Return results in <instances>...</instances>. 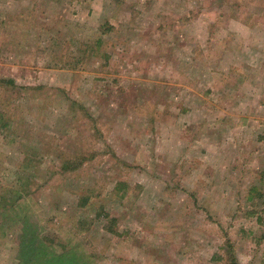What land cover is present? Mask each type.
<instances>
[{
  "label": "rangeland",
  "instance_id": "374dc122",
  "mask_svg": "<svg viewBox=\"0 0 264 264\" xmlns=\"http://www.w3.org/2000/svg\"><path fill=\"white\" fill-rule=\"evenodd\" d=\"M261 194L264 0H0V264H264Z\"/></svg>",
  "mask_w": 264,
  "mask_h": 264
},
{
  "label": "trees",
  "instance_id": "16d2710c",
  "mask_svg": "<svg viewBox=\"0 0 264 264\" xmlns=\"http://www.w3.org/2000/svg\"><path fill=\"white\" fill-rule=\"evenodd\" d=\"M8 83H10V81ZM11 84L14 85V82L11 81ZM260 197H261L260 199L262 200V203H263L262 208L264 209V195L261 194ZM19 218H21V225L24 226L23 229H25V228L29 229L28 234L34 232V236L37 237L38 234L40 235L39 231L37 229H35V225L33 224V222H35L33 216H30V214H26V216L19 217ZM22 234H23V237H21V244H22L23 249L21 248V254L20 255L22 257H21L20 262H19L20 264H81L80 258L81 257L83 258V254L82 255L79 254V256L76 255V258H73L72 257L73 255L70 253V251L66 250V249H63L62 253H58V254L56 253V251L52 252L51 251L52 248L48 247V245L45 243V242H49L48 238L47 239L44 238L45 241H44L43 250H38L40 258L35 259L34 257H32V258L30 257L29 259H27L28 251L26 250L25 243H26V240L28 238H31V237L30 236L28 237V234L25 230L24 231L22 230ZM50 242H53V241L50 240ZM49 246H51V244H49ZM225 254H226V256L224 258L225 264H239L237 258L235 257L236 253H235V250L233 247V243L229 239V237L226 239V242H225ZM89 260H90V262H91V260L95 261L93 256H89ZM29 261H30V263H29ZM90 262H89V264H90Z\"/></svg>",
  "mask_w": 264,
  "mask_h": 264
}]
</instances>
